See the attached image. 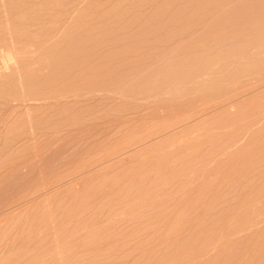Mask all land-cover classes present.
I'll use <instances>...</instances> for the list:
<instances>
[{"label":"rangeland","instance_id":"rangeland-1","mask_svg":"<svg viewBox=\"0 0 264 264\" xmlns=\"http://www.w3.org/2000/svg\"><path fill=\"white\" fill-rule=\"evenodd\" d=\"M0 264H264V0H0Z\"/></svg>","mask_w":264,"mask_h":264}]
</instances>
